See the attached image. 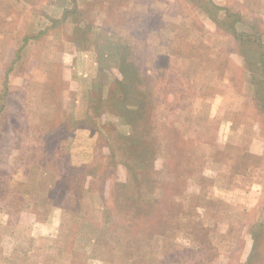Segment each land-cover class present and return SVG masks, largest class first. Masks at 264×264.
I'll use <instances>...</instances> for the list:
<instances>
[{
  "label": "rangeland",
  "instance_id": "rangeland-1",
  "mask_svg": "<svg viewBox=\"0 0 264 264\" xmlns=\"http://www.w3.org/2000/svg\"><path fill=\"white\" fill-rule=\"evenodd\" d=\"M128 64L143 153L107 89ZM0 245V264H264V0H0Z\"/></svg>",
  "mask_w": 264,
  "mask_h": 264
},
{
  "label": "trees",
  "instance_id": "trees-1",
  "mask_svg": "<svg viewBox=\"0 0 264 264\" xmlns=\"http://www.w3.org/2000/svg\"><path fill=\"white\" fill-rule=\"evenodd\" d=\"M109 15H111L109 13ZM113 30V29H112ZM111 30V31H112ZM133 65H126L125 67H120V73H121V80L111 79L110 83L107 85V89L111 91V100L113 101L114 106H118V111L115 110V112H120L123 116L129 115L128 120L130 121L131 127H132V138L134 143L136 142L137 145L134 147L141 150V153L146 152V145L145 140L149 138L151 132H149V124L148 121V114H147V103L143 102L144 96H140L139 101L137 102V107H130L128 105L129 99L132 97L138 96L140 85L142 86L141 81V72L140 71H132ZM119 68V67H118ZM101 100V98H100ZM103 101H106L105 96L102 98ZM135 128L139 127L138 131H135L133 128V125ZM143 128V129H142ZM142 129V130H141ZM179 180V179H178ZM177 180V181H178ZM165 186L164 184H160V189ZM165 190V188L163 189ZM129 198L132 199L131 202H135L138 205L137 215L139 216H145L146 212V206L152 207V205H147L143 203V193L141 195H137L136 193H131ZM150 215V214H149ZM148 215V216H149ZM117 219L121 220V215L118 214L116 216Z\"/></svg>",
  "mask_w": 264,
  "mask_h": 264
},
{
  "label": "crops",
  "instance_id": "crops-1",
  "mask_svg": "<svg viewBox=\"0 0 264 264\" xmlns=\"http://www.w3.org/2000/svg\"><path fill=\"white\" fill-rule=\"evenodd\" d=\"M1 246V245H0Z\"/></svg>",
  "mask_w": 264,
  "mask_h": 264
}]
</instances>
